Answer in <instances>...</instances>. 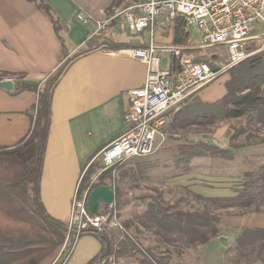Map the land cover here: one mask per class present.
Masks as SVG:
<instances>
[{
  "label": "crops",
  "instance_id": "obj_1",
  "mask_svg": "<svg viewBox=\"0 0 264 264\" xmlns=\"http://www.w3.org/2000/svg\"><path fill=\"white\" fill-rule=\"evenodd\" d=\"M44 1L61 20L60 36L70 57L86 48L87 41L95 31L93 23L88 26L81 24L76 18L77 14L84 13L98 20L106 17L103 10L99 14H92L90 9L94 5L88 0ZM113 32L109 39L114 42L133 43L140 47L148 44L146 33L135 36ZM163 34H158V45L174 44L172 28L170 39L166 38V31ZM191 37L190 34L189 48L194 49L197 45L191 41ZM129 51L94 50L86 53L72 62L55 89L40 194L48 215L56 220L69 222L73 198L82 175L91 163L100 160L102 150L120 138L126 130L124 117L129 105L126 94L130 90L142 88L146 78V67L130 57ZM60 65L61 43L48 18L28 0H0V72L15 75L5 78L14 81V90L17 82L35 84L44 81ZM228 79L229 76L210 84L201 91L200 99L208 103L221 99L226 94L225 83ZM14 90L9 93L0 88V149L16 146L28 135L34 123L33 109L38 101L37 94L23 92L15 95ZM229 121L218 122L212 134L191 135L189 139L207 141L203 139L205 135L220 138L221 144L214 140L210 142L231 150L233 160L221 162L210 158L194 159L189 174L165 183L171 192L183 191L187 199L192 198L198 202L197 197H234L242 182V173L264 164V143L259 144V139L251 146L236 149L241 144L229 139L230 126L233 125ZM159 142L160 149L181 144L178 140L167 138L166 133L165 139ZM239 165L247 169L242 172ZM4 193L1 189L0 209L7 208L3 200L6 196ZM113 204L114 188L106 184L90 194L87 208L91 214H100ZM221 213L220 235L208 245H220L225 253V263L235 255L236 252L230 250L243 230L264 229V209L243 214H239L238 209H229ZM208 245L199 246L198 249ZM64 250L63 245L38 264L45 263L46 259H49L46 264H55ZM100 250L98 239L91 235L83 236L76 242L65 264H86ZM253 256L257 259L255 253ZM258 263L264 264L260 260L253 264ZM177 264L187 263L181 261Z\"/></svg>",
  "mask_w": 264,
  "mask_h": 264
},
{
  "label": "trees",
  "instance_id": "obj_2",
  "mask_svg": "<svg viewBox=\"0 0 264 264\" xmlns=\"http://www.w3.org/2000/svg\"><path fill=\"white\" fill-rule=\"evenodd\" d=\"M28 1L34 3L52 23L61 43V65L42 82H17L15 85V95L33 92L37 94L38 101L34 106L33 127L28 135L16 146L0 149V191L2 189L6 192L3 200L7 207L0 209V264H38L62 247L67 240L68 223L48 215L40 194L44 158L52 125L53 97L61 78L74 60L90 51L121 52L140 47L133 43L114 42L111 39L98 42L97 38H91L84 50H79L70 57L60 36L61 20L50 5L44 0ZM172 33L174 44L189 48L190 34L177 22L172 26ZM186 53L196 52L186 50ZM7 77L15 75L0 72V81ZM225 89L226 94L218 101L208 103L196 97L173 115L164 133L167 138L178 140L181 144L164 149L154 156L126 159L106 170L97 160L91 163L77 188L79 197H86V207L88 198L95 189L111 184L115 193V209L120 216L124 203L121 200V190L116 186L119 180L147 182L161 171L159 176L165 184L174 178L189 174L194 159L232 161L234 155L231 150L220 148L210 141L189 139L191 135L212 133L220 121L247 117L243 127L234 129L231 141L247 134V141L242 146H236V149L251 146L249 139L255 136L253 132L264 128V52L231 69ZM262 143L264 142L260 139L259 144ZM100 170L102 172H99ZM114 172L117 175L113 180ZM241 178L242 182L234 197H197V200L203 202L201 209L182 210L167 202L163 194L156 190V193L149 197L145 210L134 212L131 218L123 222L122 230L88 229L82 232L80 238L91 235L101 243L100 252L86 264H117L118 260L135 264H169L167 258H156L149 249L140 246L125 232L133 226L137 230L143 228L151 231L166 242H179L190 248L209 244L220 235L221 211L238 209L239 214H243L264 209V164L249 168ZM107 179L111 183H108ZM74 243L73 234L55 264L67 262ZM230 251L236 252L229 260L232 264H253L256 260L264 263V229L243 230ZM253 253L257 259H254Z\"/></svg>",
  "mask_w": 264,
  "mask_h": 264
},
{
  "label": "built area",
  "instance_id": "obj_3",
  "mask_svg": "<svg viewBox=\"0 0 264 264\" xmlns=\"http://www.w3.org/2000/svg\"><path fill=\"white\" fill-rule=\"evenodd\" d=\"M76 18L85 26L95 25L93 36L110 38L117 28L118 32L135 36L148 33L150 37L147 45L128 52L146 67V78L142 88L126 94L129 99L124 117L126 130L100 153L105 170L129 158L154 154L161 145L158 141L165 139L170 114L179 112L206 86L234 67L264 52V0H136L126 10H117L103 20L84 13H78ZM175 22L186 33L198 32L194 50L212 48L217 52L201 60L202 51L195 56L186 53L190 48L158 45L155 42L157 31L167 25L172 28ZM162 54L171 57L168 70H162ZM106 211L91 214L86 207V197L80 198L76 190L67 239L74 234L75 246L82 232L107 230L104 224L122 230L115 205H110Z\"/></svg>",
  "mask_w": 264,
  "mask_h": 264
},
{
  "label": "rangeland",
  "instance_id": "obj_4",
  "mask_svg": "<svg viewBox=\"0 0 264 264\" xmlns=\"http://www.w3.org/2000/svg\"><path fill=\"white\" fill-rule=\"evenodd\" d=\"M88 1H90L94 5L93 8L90 9L92 14H99L100 10H103L106 17H109L112 14H114L117 10L120 12L126 10L128 7L133 5L134 1H136V0H88ZM95 16H97V15H95ZM122 17H123V15H122ZM116 24H114V25H116ZM168 26L169 25H167V27L162 28V29H163V31L167 32L168 37H166V38L170 39V29L171 28ZM161 30L157 31V33H156V37H155L156 43H158L157 42L158 41L157 40L158 34L159 33L163 34V31H161ZM114 31L118 32V29L114 28ZM145 36L149 42V39H150L149 34L146 33ZM191 36H192L191 41L197 45L198 40H199L198 32L193 31L191 33ZM92 38H97L98 42L103 40V39H109V38L105 37L104 35H96V36H93ZM162 41H164V40H162ZM165 41H168V40L166 39ZM190 44L191 43L189 42V46H191ZM259 46L260 45L258 44L256 46V48ZM191 50L196 52V53H194L195 56H198V54L202 51L201 54H204V55H202L204 59H209V57L212 54H215L217 52L215 49H212V48L206 49V50H201V51L194 50V49H191ZM160 57H161V61H162V64H161L162 70H168L170 68V65H171V57L167 54H162ZM229 72L230 71L225 73L218 80L224 79L225 77L229 76ZM208 86H206V87H208ZM197 97L200 98V96H197ZM33 113H35L34 109H33ZM168 117L171 119L173 117V114H170ZM246 121H247V117L242 118V119L229 121L230 124H233L230 126V132L228 134V135H230L229 139H231V137L233 136L234 129L243 127L245 125ZM215 129L216 128H214V130ZM231 129H232V131H231ZM214 130H213V132H214ZM253 134L255 136H253L251 139H249V141H251L252 143L256 142V141L258 142L259 139H264V128H262L261 131H259V132H253ZM208 137H211V138H208ZM246 138H247V134L241 136V138L239 137V139H237L235 141L240 142V144L243 145L244 142L247 141ZM203 139H205L207 141H213L214 140L218 144L222 143L220 138H213L210 135L203 136ZM222 139H224V138L222 137ZM162 150H164V149H160V147H159L157 149V151L151 156L158 154V152H162ZM97 161L99 162L101 167H103L102 163H101V159L97 160ZM89 166H88V168H89ZM238 167L242 170V172H244L243 171L244 169H247L244 166H240V165ZM87 169H86V171H87ZM99 172H102V171L100 170ZM159 174H161V171H158L155 174L154 179L149 180L147 182L133 183L130 180H125V181L119 180V181H117V184L115 183L116 186H119V188L121 190V200L124 203V208H123V210L120 211L119 218H117L118 220H121L122 224H123V222H125L126 220L131 218V216L133 215L134 212H143L146 208V204L149 202V197L154 195L156 193L155 192L156 190H157V192L163 194V197L165 198V200L167 202H169L170 204L177 205L178 208H180L182 210H191L194 208L201 209V207H203V202H201V201L198 202L192 198L187 199L186 195L184 194L183 191H179V192L172 191L171 192L170 189H168V187L165 186L164 181H163L162 177L159 176ZM116 175H117V173L114 172L113 173V180L116 178ZM106 181L108 183H111V181L109 179H107ZM112 183H113V181H112ZM178 202H179V204H177ZM106 212L107 211L102 212L101 214H105ZM104 225L107 226V231H110L111 229L114 230L113 226H109L108 224H104ZM125 232L128 235H130L138 244H140V246L149 249L151 254L154 255L156 258H158V259H160L161 257L167 258L169 260V264H177V263H180L181 261L183 263H187V264H232L231 261L227 262V260L225 263H223V257L225 256V253L221 250L220 245L210 244V246H209L207 244L208 246L203 247L202 249L199 250L198 247L190 248V247H187L185 245H182L179 242H173V243H170V241L166 242L165 239L161 238L160 236L155 235L153 232L145 230L143 228H138V230H137V228H135V226L131 227V229H129ZM71 236L72 235H70L69 238L67 239V244H65V249H66V246L68 245V242H69ZM48 260L49 259H46V261H44L45 263H43V264H46L48 262ZM123 261L124 260H118L117 264H123L122 263ZM124 262H127V261L125 260ZM129 262H131V261H129ZM133 264H135V263H133Z\"/></svg>",
  "mask_w": 264,
  "mask_h": 264
},
{
  "label": "water",
  "instance_id": "obj_5",
  "mask_svg": "<svg viewBox=\"0 0 264 264\" xmlns=\"http://www.w3.org/2000/svg\"><path fill=\"white\" fill-rule=\"evenodd\" d=\"M0 88L6 92H13L14 90V81L12 79H4L0 81Z\"/></svg>",
  "mask_w": 264,
  "mask_h": 264
}]
</instances>
